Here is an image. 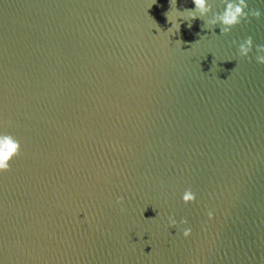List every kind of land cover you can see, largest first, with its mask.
<instances>
[{"label": "water", "instance_id": "water-1", "mask_svg": "<svg viewBox=\"0 0 264 264\" xmlns=\"http://www.w3.org/2000/svg\"><path fill=\"white\" fill-rule=\"evenodd\" d=\"M246 4L221 34L167 31L192 0H0V134L21 146L0 264H264V0Z\"/></svg>", "mask_w": 264, "mask_h": 264}, {"label": "clouds", "instance_id": "clouds-1", "mask_svg": "<svg viewBox=\"0 0 264 264\" xmlns=\"http://www.w3.org/2000/svg\"><path fill=\"white\" fill-rule=\"evenodd\" d=\"M195 5L194 9H184L180 11L176 9V14H172L169 11L165 12L163 15L166 17L167 22H169L172 27L168 28V32L175 28L177 32L180 30V21H187V27L192 28V21L199 18L203 20L209 29H215L217 26L220 29L221 34H227L232 28L241 23L242 20L246 19L249 15L245 9L248 7L246 0H223L226 7L223 11L213 12L212 5L208 0H192ZM171 8H176V0H170ZM209 13H212L211 18L208 17ZM253 17L257 19L260 17V12L258 10H253L251 12ZM157 29H161L159 24L152 18ZM179 42L184 43L182 40ZM253 49V39L251 36L247 37L242 43L239 44L238 54L240 57H248L249 53ZM258 53H264V45H258L256 47ZM257 62L264 64V55L256 56ZM20 143L11 134H0V172L10 171V161L20 154ZM196 199L195 194L188 189L184 192L182 200L185 204L194 202ZM123 197H120L117 203H121ZM209 218L212 217V212H208ZM152 219V218H149ZM170 224L176 226L177 222L172 217H169ZM181 223H187V220H182ZM191 235V229H185L183 231V236L188 237Z\"/></svg>", "mask_w": 264, "mask_h": 264}]
</instances>
